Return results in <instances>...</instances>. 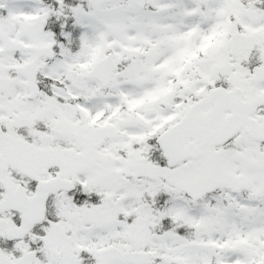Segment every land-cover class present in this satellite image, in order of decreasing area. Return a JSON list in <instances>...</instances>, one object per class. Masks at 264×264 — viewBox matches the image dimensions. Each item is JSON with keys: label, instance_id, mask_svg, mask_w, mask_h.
<instances>
[{"label": "snow or ice", "instance_id": "1", "mask_svg": "<svg viewBox=\"0 0 264 264\" xmlns=\"http://www.w3.org/2000/svg\"><path fill=\"white\" fill-rule=\"evenodd\" d=\"M0 264H264V0H0Z\"/></svg>", "mask_w": 264, "mask_h": 264}]
</instances>
